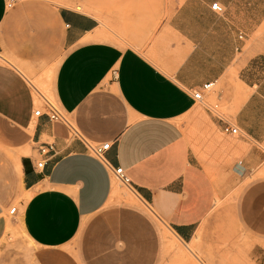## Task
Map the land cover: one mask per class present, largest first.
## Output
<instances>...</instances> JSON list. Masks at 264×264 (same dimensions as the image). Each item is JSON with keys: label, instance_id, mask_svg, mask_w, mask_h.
<instances>
[{"label": "crops", "instance_id": "obj_1", "mask_svg": "<svg viewBox=\"0 0 264 264\" xmlns=\"http://www.w3.org/2000/svg\"><path fill=\"white\" fill-rule=\"evenodd\" d=\"M48 72L68 123L34 116L30 81ZM105 143L102 161L88 145ZM263 146L264 0H0V240L18 201L39 264H168L211 226L229 177L250 180L237 218L264 264Z\"/></svg>", "mask_w": 264, "mask_h": 264}, {"label": "rangeland", "instance_id": "obj_2", "mask_svg": "<svg viewBox=\"0 0 264 264\" xmlns=\"http://www.w3.org/2000/svg\"><path fill=\"white\" fill-rule=\"evenodd\" d=\"M79 10L84 11L81 5H79ZM30 82L40 92L36 96L38 98L37 109L44 104L43 98L59 109L53 95V76L48 77L47 75L45 79L31 80ZM208 102L213 107L217 104L214 98ZM218 111L222 112L221 107L218 108ZM263 171L264 164L253 174L252 180L264 178ZM113 180L121 190L136 195L134 190L116 180L115 177ZM225 181H227V184L234 185L235 188H231L223 198L216 199L213 219L209 222L211 224L209 230L207 228L201 229L196 240L189 244L177 240L178 246L186 253L187 260L179 258L180 256H178L175 249H168L166 253L168 264H175L176 261H179L178 264H255L250 257V252L252 245L257 240L245 231L237 218V205L240 195L250 180L247 179L245 183H241L240 178L229 177ZM118 200L124 202V199L120 197ZM136 202L142 206L138 198ZM18 207L19 203L17 201L11 205L6 214L8 227L4 237L0 240V264H39L37 259L38 248L30 242V238L26 236V233L21 230L19 224L9 214L11 209ZM207 223H204L206 227ZM188 248L192 252L188 251Z\"/></svg>", "mask_w": 264, "mask_h": 264}, {"label": "built area", "instance_id": "obj_3", "mask_svg": "<svg viewBox=\"0 0 264 264\" xmlns=\"http://www.w3.org/2000/svg\"><path fill=\"white\" fill-rule=\"evenodd\" d=\"M21 0H4L6 8L8 9H12L13 7H15ZM212 10L215 12H221L222 9L219 6V4H214L212 6ZM213 88L212 84H207L204 85L202 87L201 90L194 92L193 96L194 99L196 101L202 102L204 100V93L205 92H209L211 91ZM42 97V95H40ZM43 98V97H42ZM44 104L38 108L34 114L35 117H41V116H47V118L50 121H60L63 123H68L67 119L65 118V116L60 112L59 109H57L55 106H53L51 103H49L46 99H44ZM214 112H217V106H214L211 108ZM223 132L227 135L230 136H237L239 135V131L237 128L229 126L228 124L223 126ZM89 150L91 151V153L97 157L98 159L104 161V156L106 151L111 147L110 143H105L102 145H88ZM38 153L41 156H47L49 155L51 152H54V146L53 145H42L40 147L37 148ZM44 165V160H41L38 164L37 167L39 169H41ZM113 176L116 178V180H118L119 182H121L122 184H124L125 186H127L128 188H132L130 179L126 176L124 170L122 168H116L115 170H113ZM16 211V208H13L10 210V214H14Z\"/></svg>", "mask_w": 264, "mask_h": 264}, {"label": "bare ground", "instance_id": "obj_4", "mask_svg": "<svg viewBox=\"0 0 264 264\" xmlns=\"http://www.w3.org/2000/svg\"><path fill=\"white\" fill-rule=\"evenodd\" d=\"M49 74H48V77H50V72H48ZM46 81V80H45ZM42 83V82H41ZM45 83V82H44ZM33 85V84H32ZM34 88H36L35 86H34ZM36 91H38L36 94L37 95H39V90L36 88ZM36 95V96H37ZM41 95V94H40ZM124 193H125V196H127L129 199H131V200H135L136 198L134 197V195L133 194H130V193H127V192H125L124 191ZM13 229V228H12ZM18 230V229H17ZM8 232H10V231H8ZM168 235V244H169V247H173V246H175L176 245V241H174V238H173V236L168 232L167 233ZM27 236V235H26ZM25 236V237H26ZM29 241V240H28ZM30 242H31V240H30ZM32 244H34L33 242H32ZM179 249H180V247H179ZM180 251V250H179ZM181 254V255H180ZM179 255L182 257V259H186L187 258V255H186V253L183 251V249H181V253L179 252ZM187 260V259H186Z\"/></svg>", "mask_w": 264, "mask_h": 264}]
</instances>
